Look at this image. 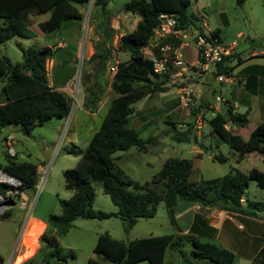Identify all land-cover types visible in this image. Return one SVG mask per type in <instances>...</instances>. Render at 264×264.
<instances>
[{
	"label": "rangeland",
	"instance_id": "374dc122",
	"mask_svg": "<svg viewBox=\"0 0 264 264\" xmlns=\"http://www.w3.org/2000/svg\"><path fill=\"white\" fill-rule=\"evenodd\" d=\"M128 1L107 0L105 11H103L101 7L94 5L95 0H89L86 4L80 5L84 13L82 20H65L55 30H49L40 25L48 19L49 13L30 14L32 25L27 29L21 28L26 34L25 37L15 36L0 45V54L7 56L12 63L22 62L24 50L29 47L55 46L53 57L47 61L49 81L51 85L59 86L58 89L66 92L71 98V111L68 116L53 117L43 125L35 127L30 134L24 133L17 125L0 128V162L6 163L10 160L32 162L39 169V182L36 188L20 189L5 210L10 215L4 218L0 216V255L4 259V261L0 260V264H20L23 259L34 255L40 247L37 242L44 232L45 224L30 216L46 220L50 214H61L60 200L69 199L72 195V191L65 187L63 171L77 167L80 157L70 153L69 150L85 149L93 133L100 127L108 111L107 104L113 95L111 80L115 72L111 70V67L117 64L116 59L121 61L129 57V54L125 52H120L119 55L115 53L113 45L115 35L113 37L110 35V20L117 17H130L133 22L132 20L128 22L129 20L126 19L124 20L126 27L119 26L120 30L130 32L140 19L138 15L124 10V5ZM188 11L202 16L211 30H219L220 44L235 46L234 51L238 54L228 62L231 67L229 72L231 77H239L242 88L246 87L249 78H255V72L260 71V76L264 79V54L260 53L264 52V0H245L242 4H239L237 0H191ZM9 21L8 18L0 17L1 26ZM194 22L197 27L201 26L197 18H194ZM150 50L149 47L144 49L147 58H150ZM253 51H257V54L251 55ZM95 52L98 54L96 59L89 60ZM196 54L195 45L184 49L187 67L195 63ZM102 56H106L107 60L104 61ZM239 56L242 57L241 61ZM171 64L164 72L168 75V82L174 80V83L167 86L168 90L156 93L148 99L141 98L132 105L135 111H143L142 114L145 116L134 114L131 117V127L137 131L139 138L148 140L156 136L157 140L148 143L146 150H140L134 146L116 152L114 154L115 171H119L120 177L151 187L164 196L166 192L164 183L155 184L152 179L165 160L170 157L191 159L194 168L190 180L195 182L223 177L233 169L246 173L253 168L264 171L262 155L251 153L239 159L237 151L220 136L210 132L212 130L210 124H207L200 133L199 140L197 138L195 140L196 135L190 127L194 117L187 112H196V105L186 107L180 102L179 111L170 109L171 107L168 106L172 96L175 100L180 99L179 96L177 97L179 89L188 86L190 82V80H183L182 76H171L174 73ZM188 69L185 74L192 76L190 86L195 92L206 91L208 98L212 101H215L218 95L233 101L231 86L225 81L218 80L215 67L210 66L203 78H197L193 75L191 68ZM175 70L180 71V68L175 67ZM245 78L247 80H244ZM253 85L254 83H251L249 88L251 89ZM1 86L2 82H0V89ZM89 87L97 91L102 89V100L87 106L86 89ZM250 91H244L243 95L253 92V90ZM248 99L250 101V98ZM193 102L195 103V95ZM237 103L239 106L236 111L240 113L249 108L252 110L248 115L251 122L239 133L244 143L250 130L258 121L264 119V113L262 115L255 111V98L251 99L250 105ZM200 115L199 113L198 116ZM202 117L205 118L204 115ZM145 121L146 123L149 121L150 125H145ZM171 122L181 123L180 126L176 125L177 130L190 132L191 141L182 142L175 139V130L167 135L165 131L172 129ZM9 135H12L15 158L7 156L5 141ZM194 147L202 151L200 157ZM218 157L223 159L220 160ZM94 188L93 208L108 213L117 212V206L113 204L110 196L104 193L102 183H94ZM245 194L251 201L264 202V188L258 186L254 180L249 182ZM194 211L195 203L179 199L171 217L166 201L163 199L157 206L155 216L138 218L129 231H126L125 220L117 216L105 219L77 218L73 221L70 230L59 236L61 250L67 254L72 252L73 258L69 257L66 261L55 260L51 264H87L90 257L97 256L96 242L101 234H109L129 242L136 238L170 233L180 237L183 243L181 249L185 256L179 251L168 248L164 264H216L206 258L197 259L191 254L193 234H190L188 230L190 222L194 221ZM212 212L209 211L208 215ZM224 214L226 218L227 213ZM228 215L232 216V220H227L226 225L231 227L234 239L254 236L252 239L247 238L249 242L246 245L242 247L234 243L232 237L227 239L228 243H225L226 239L217 235L219 226H214L216 230L214 237H201V240L213 242L231 250L235 254L233 264H254L251 257L257 253L264 242V216L259 217L262 220L260 225L255 222L256 226L248 228L237 213L228 212ZM215 216L216 218L209 217V219L216 222L219 218L218 213H215ZM233 221L243 224L244 229L235 226ZM134 264L150 263L145 260Z\"/></svg>",
	"mask_w": 264,
	"mask_h": 264
},
{
	"label": "trees",
	"instance_id": "16d2710c",
	"mask_svg": "<svg viewBox=\"0 0 264 264\" xmlns=\"http://www.w3.org/2000/svg\"><path fill=\"white\" fill-rule=\"evenodd\" d=\"M89 0H0V17L10 21L0 25V45L15 36L25 37L21 28L32 25L30 14L49 13L40 25L49 30L59 28L63 21L83 19L80 5ZM245 0H237L242 4ZM191 0H129L124 10L140 17L136 27L123 34L118 43V49L129 54V59L119 61L111 81L112 97L106 115L100 127L93 133L85 149H70L69 152L79 156L80 161L75 168L63 171L65 187L72 191L69 199H61V214H50L46 221V229L39 237L40 247L31 257L21 264H51L56 261H66L73 258V253H63L60 248L59 236L66 234L77 218L105 219L117 216L125 220L126 231H129L140 217H153L157 206L163 199L168 211L173 217V209L179 199L200 203L202 205L218 206L229 212L248 216H264V202L251 201L246 196L249 182L254 180L264 188V171L253 168L246 173L238 169L231 170L223 177L195 182L190 180L193 171V161L187 158L170 157L165 160L161 169L154 175L152 182L164 183L165 195L159 194L151 187L139 185L133 180L121 178L115 171L114 154L118 151L137 147L146 150L147 144L155 142L156 136L148 140L139 138L137 131L131 127V117L135 113L133 103L146 96L167 91L168 75L157 74L152 69V60L143 54V49L149 45L154 34L153 30L159 23L161 13H175L181 28L194 23L195 13L188 11ZM94 5L105 10L107 0H95ZM219 38V30H213ZM173 38V37H172ZM175 39V38H174ZM173 40L169 37L163 43ZM179 41L175 40L174 44ZM54 48L29 47L24 50L22 62L12 63L7 56L0 54V128L17 125L30 134L31 131L53 117H66L71 111V98L58 86L50 84L47 61L53 57ZM95 52L89 60L94 61ZM233 54L225 55L217 66L218 72H229L228 66ZM104 61L106 56H102ZM89 76V75H88ZM87 106L96 104L102 99V89L87 88ZM85 90V91H86ZM86 92V93H87ZM196 114V112H194ZM245 127L249 122L248 113L234 112L232 106L226 113L218 112L209 123L213 132L217 133L243 159L251 153L264 156V122L259 124L243 143L240 134L225 127L226 122ZM176 131L175 139L189 142L191 133L177 130L175 123H170ZM191 126V124H190ZM173 136V138H174ZM7 156L15 158L7 153ZM220 160L223 159L218 157ZM0 169L22 180L19 189H35L38 182V166L32 162L15 160L0 162ZM101 182L104 193L117 206V212L95 210L94 183ZM9 185H0V193H4ZM242 196L246 202L241 203ZM10 214L6 211L1 218ZM215 228L208 220L195 214L189 229L193 234L191 254L197 259H209L216 264H233L235 254L213 242L201 240V237L212 238ZM180 237L176 234L151 235L136 238L126 242L109 234H101L96 242V253L100 258L90 257L87 264H134L147 260L150 264H164L168 248L183 253ZM0 260L4 261L0 255ZM255 264H264V246L253 257Z\"/></svg>",
	"mask_w": 264,
	"mask_h": 264
},
{
	"label": "built area",
	"instance_id": "2783aa9c",
	"mask_svg": "<svg viewBox=\"0 0 264 264\" xmlns=\"http://www.w3.org/2000/svg\"><path fill=\"white\" fill-rule=\"evenodd\" d=\"M197 21L201 23L200 27H197L194 23H190L185 28H181L178 25V20L175 13H161L159 15V23L154 28L153 36L148 47H153L158 50L159 54L154 55L152 57V69L155 73L161 74L164 73L169 64L172 63L176 67L180 68V71L174 73L173 76H183V73L188 68H194L199 72H207L209 71L210 66L216 68V74L218 76L219 81H230L232 77L230 76V72H218L217 66L220 62H222L223 57L225 55H230L233 53L235 46L228 45L224 46L220 44L219 38L213 34V30H211L204 20L202 16L199 14H195ZM167 37H173L179 42L177 44L169 43V42H161L162 39ZM195 45L197 49L196 61L193 65L187 67L185 65V55L184 49L188 46ZM112 71H116V67H111ZM194 90L189 86H184L182 88V93L180 95V102L182 106L191 107L194 106L193 102L194 98ZM216 102H224L228 106L230 103L224 99L222 95H218L215 97ZM208 109H214L215 105L212 103L208 107ZM7 152L11 156H15L13 145H12V135H9L5 141ZM264 161V156H263ZM15 180V181H14ZM22 184V180L8 174L7 172L0 169V185H9L10 187L4 193H0V205L4 204L0 208V216L6 210V208L13 202L14 197L17 196L19 192V186ZM241 203L246 202V197L242 196L240 199ZM223 209H219V207L213 208L210 205H202L200 204L196 209V214L206 217V218H216L215 213H219ZM209 211H213L210 215H208ZM229 211H225L227 213L226 218L232 219V216L228 215Z\"/></svg>",
	"mask_w": 264,
	"mask_h": 264
},
{
	"label": "crops",
	"instance_id": "0c3cea01",
	"mask_svg": "<svg viewBox=\"0 0 264 264\" xmlns=\"http://www.w3.org/2000/svg\"><path fill=\"white\" fill-rule=\"evenodd\" d=\"M103 11H105V10H103ZM126 19H128L129 21L128 22H131V18L130 17H126V16H124V17H117V18H114L113 20H110V24H109V28H110V35H111V37H113L114 35H115V37L113 38V45H114V50H115V53L117 52V55H119L120 54V52H123V51H120L119 49H118V43H119V39H120V37L123 35V34H125V33H127V30H120V25H121V27L122 28H124V27H126V25L127 24H124L125 23V21H126ZM125 20V21H124ZM140 20V19H139ZM139 20L137 21V23L139 22ZM132 22H133V20H132ZM137 25V24H136ZM169 38V37H168ZM172 40H173V43L175 42V40L176 39H174V38H172V37H170ZM165 39V38H164ZM164 39H162L161 40V42H163V40ZM170 43V42H169ZM51 47V46H50ZM55 46H53V48H54ZM146 48H148V46H146L144 49H146ZM149 48H151V50H150V59L152 60V57H154V55H158L159 54V52H158V50L157 49H155V48H153V47H149ZM144 49H143V54H144ZM125 53H127V52H125ZM260 53H262V54H264V52H260ZM237 52L236 51H233V55H235V56H237ZM254 54H257V51H253L252 52V54L251 55H254ZM144 56H145V54H144ZM235 56H233V57H235ZM130 57V56H129ZM129 57L127 58V59H125V60H128L129 59ZM146 57V56H145ZM239 58H240V60L239 61H241V56H239ZM233 59V58H232ZM125 60H121V61H125ZM120 61V59H116V61H115V63H118ZM115 66V65H114ZM171 66H172V68H173V70H174V73H176V72H178V71H176L175 70V65L174 64H171ZM228 66H230V65H228ZM116 67V66H115ZM177 68V67H176ZM187 70H189V69H187ZM186 70V71H187ZM191 70L193 71V75H195L197 78H203L206 74H207V72H199V71H197L196 69H194V68H191ZM186 71L183 73V75L184 76H182L183 78V80H190V82H189V84H188V86H190L191 84V79H192V76H187L185 73H186ZM254 71H255V69H254ZM174 73L171 75V76H173L174 75ZM215 74H216V72H215ZM217 75V74H216ZM254 75H255V78H249L248 80H247V78H245L244 80H247L248 82H247V84H246V87L244 88H242V86H241V81L237 78V77H233L232 76V79L230 80V81H225V82H227L230 86H231V94H232V97H233V101H231L230 99H226L229 103H230V105L229 106H232V109H233V111L234 112H238V111H236V108L239 106L238 105V103L237 102H242V103H244V104H248V105H250V103H251V99L252 98H255L256 99V108H255V111L256 112H258V113H260V114H262L263 115V113H264V79L262 78L263 76H260L261 75V72L260 71H258V72H255L254 73ZM174 77V76H173ZM236 79H238L237 81H236ZM112 81V80H111ZM251 81V82H250ZM250 82V84L251 83H254V85H253V87L250 89L249 88V85H248V83ZM172 84V83H174V80H170L166 85L167 86H169V84ZM262 87H261V86ZM59 87V86H58ZM184 87V86H183ZM183 87H181L180 89H179V93H178V95H177V97L179 96L180 97V95H181V93H182V88ZM190 88H191V86H190ZM250 90H253V92L251 93V94H246V95H243V93H244V91H246V92H251ZM166 92V91H165ZM194 93H195V110H196V114H194V113H191V111H188L187 112V114H190L191 116H193L194 118H193V120L191 121V126L190 127H192L193 128V130H194V133H195V135H196V137H195V140H196V138L199 140V135H200V133H202L203 132V129L205 128V126L207 125V124H210L209 123V120L216 114V113H218V112H221V113H226V111H227V107H229L226 103H224V102H221V103H218V102H216V100L215 101H212V100H210V98H208V96H207V93H206V91H204V90H202V92H195L194 91ZM250 95V96H249ZM223 96V95H222ZM152 96H146V97H144V98H151ZM178 97V98H179ZM224 97V96H223ZM248 98H250V101H249V99ZM102 100V99H101ZM170 102H169V107H171L170 109H175V110H177V111H179V106L181 105L180 104V99H178V100H175L174 99V96H172L171 98H170ZM214 104L215 105V110L214 109H208L207 107L210 105V104ZM109 104V103H108ZM107 104V105H108ZM180 104V105H179ZM100 109V108H99ZM101 110V109H100ZM99 110V111H100ZM135 110V109H134ZM174 110V111H175ZM250 111H252L251 110V108H249L247 111H245V112H247L248 113V115H249V113H250ZM141 112V113H140ZM142 112L143 111H135V113L134 114H141V115H144V114H142ZM245 112H242V113H245ZM199 113L202 115H204L205 116V118L204 117H202L201 115L200 116H198L199 115ZM133 114V115H134ZM145 116V115H144ZM144 116H142V117H144ZM249 117V116H248ZM204 119V120H201V119ZM251 121H250V119H249V122H248V124L246 125V126H248L249 125V123H250ZM262 122H264V119H261L260 121H258L257 122V124L250 130V132L248 133V135H250V133L252 132V130H254L259 124H261ZM171 123H174V122H171ZM149 124V121H147V123H146V121H145V125H148ZM176 124V123H175ZM231 124V125H230ZM132 125V124H131ZM150 125V124H149ZM176 125H182L181 123H178V124H176ZM211 126V125H210ZM245 126V127H246ZM146 127V126H145ZM225 127L228 129V130H232V131H234L235 133H237V134H239L240 132H241V129H243L244 127H241V126H238V125H235V124H233L232 122H230V121H228V122H226L225 123ZM144 128V127H143ZM212 128V127H211ZM170 130V129H169ZM169 130H166L165 131V133L168 135V134H171L170 132H168ZM211 133H213V134H217V133H215V132H213V130H211L210 131ZM218 135V134H217ZM247 135V136H248ZM219 136V135H218ZM221 138V137H220ZM191 141V140H190ZM204 145V144H203ZM202 146V145H201ZM202 147H204V146H202ZM194 150L197 152V154H198V157H200L201 155H202V151L201 150H198V149H196V147H194ZM193 168H194V163H193ZM39 170V169H38ZM200 205V203H195V211H194V214H196V209H197V207ZM225 210L223 209L222 211H220L219 213H218V215H219V218H218V220L215 222V221H211L209 218H206L207 220H208V222H209V224L210 225H213V226H219L218 227V231H217V235L221 238H225L226 239V242L225 243H228L229 241L227 240L228 238H231L232 237V240H234V243H236V244H240L242 247L244 246V245H246L247 244V242H249V241H247V238H253L254 236H248V237H244V238H236V239H234V236H232V231H231V227L230 226H228V225H226V223L228 222L227 220H230V219H226L225 218ZM232 213H234V212H232ZM236 213V212H235ZM237 215H239V217L242 219V221L245 223V225L249 228H251V227H253V226H256V223L255 222H258V224L260 225L261 223H262V220H261V218H259V217H253V216H248V215H244V214H240V213H237ZM35 218V219H37V220H39V221H41V222H43L44 224H45V227H44V231H45V229H46V221H45V219H41V218H36V217H33L32 215L30 216V218ZM232 220V219H231ZM191 221H193V220H191ZM192 223L193 222H190V225H189V229H190V227H191V225H192ZM233 224L235 225V226H238L239 228H242V229H244V225L242 224L241 225V223H238L237 221L236 222H234L233 221ZM189 231V230H188ZM179 233H181L182 234V232L181 231H179ZM179 237V236H178ZM252 241V240H251ZM37 244H38V246H39V241L37 242ZM262 246H264V242L261 244V246L259 247V249L262 247ZM258 249V250H259ZM257 250V251H258ZM256 255V253L251 257V259H252V262H253V257ZM33 256V255H32ZM31 257V256H30ZM27 258H29V257H27ZM27 258H25V259H27ZM96 258H100V256L99 255H97L96 256ZM25 259H23L21 262H20V264L25 260ZM249 260V259H248ZM254 263V262H253ZM69 264H72V263H69ZM255 264V263H254Z\"/></svg>",
	"mask_w": 264,
	"mask_h": 264
},
{
	"label": "bare ground",
	"instance_id": "6f19581e",
	"mask_svg": "<svg viewBox=\"0 0 264 264\" xmlns=\"http://www.w3.org/2000/svg\"><path fill=\"white\" fill-rule=\"evenodd\" d=\"M14 181H15V180H14ZM3 205H4V204H1V205H0V208H1Z\"/></svg>",
	"mask_w": 264,
	"mask_h": 264
}]
</instances>
